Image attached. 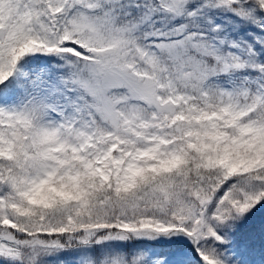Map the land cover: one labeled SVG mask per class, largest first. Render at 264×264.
I'll use <instances>...</instances> for the list:
<instances>
[{
  "label": "snow or ice",
  "instance_id": "snow-or-ice-1",
  "mask_svg": "<svg viewBox=\"0 0 264 264\" xmlns=\"http://www.w3.org/2000/svg\"><path fill=\"white\" fill-rule=\"evenodd\" d=\"M0 264H264V0H0Z\"/></svg>",
  "mask_w": 264,
  "mask_h": 264
}]
</instances>
